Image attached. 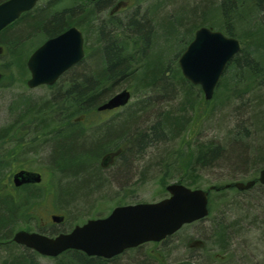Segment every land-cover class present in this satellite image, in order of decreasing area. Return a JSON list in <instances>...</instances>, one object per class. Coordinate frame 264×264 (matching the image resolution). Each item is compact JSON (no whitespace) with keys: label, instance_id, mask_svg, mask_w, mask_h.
<instances>
[{"label":"trees","instance_id":"1","mask_svg":"<svg viewBox=\"0 0 264 264\" xmlns=\"http://www.w3.org/2000/svg\"><path fill=\"white\" fill-rule=\"evenodd\" d=\"M111 1L39 0L31 10L0 31L1 88L11 85L2 82L8 77L5 73H9V81L12 72L28 78L26 60L32 50L47 37L71 25L83 31L85 49L84 57L57 81L40 85L49 90L45 95L37 99L25 92L2 95L0 181L6 177L13 161L35 167L29 159H46L39 164L57 181L53 190L46 191L47 198L56 207L60 204L63 208L62 201L67 206L77 207L88 202L94 193L101 197V190L112 186L113 181L119 184V173L121 178L129 171L134 172L135 180L144 182L147 152L146 155L157 159L158 184L163 194H167L168 178H176L178 183L190 187H200L197 171L233 166L253 171V186L264 188L257 180L264 165V0H217L213 4L212 0H202L193 5L191 0H146L144 26L133 19L130 26L121 23L109 11ZM164 13L168 15L162 20L158 18ZM200 26L220 30L241 43L210 100L204 99L198 85L182 76L177 63L178 56ZM175 43L179 48L168 60L167 49ZM123 81L128 82L125 87L130 88L133 95L144 96V103L125 109L123 113L115 111L105 118L93 119L92 116L99 115L97 106ZM156 91L171 102H167L161 114L156 110V119L144 127L137 120L150 106L148 92ZM225 108H232L234 117L222 137L192 142V125L199 123L204 115L209 118L226 112ZM240 111L243 112L241 116ZM173 143L177 144L174 150L167 149L169 160L161 154V148ZM115 151H118L115 163L102 166L100 157ZM232 183L208 184L205 189L214 186L209 190V206L212 194L234 189ZM36 194L37 199L42 197L41 193L30 190L24 198L33 200L30 196ZM128 194L125 190L122 197ZM11 198L6 192L0 203V253L7 252L0 264H41L36 251L11 238L17 229H34V222L38 220L37 207L31 203L20 204V200L14 202ZM261 198L264 200V196ZM125 203L131 202L116 204ZM234 203L224 202L230 206ZM230 206L225 205L224 213L221 210L212 212L216 215L210 214L213 209L210 207L205 218L233 216ZM76 221L80 223L81 218ZM222 233L218 230L220 242L225 239ZM223 249L221 245L206 254L210 255L211 262L220 264ZM148 254L135 264H151L147 260L156 257L149 251ZM51 259L54 264H115V258L88 256L73 249Z\"/></svg>","mask_w":264,"mask_h":264},{"label":"water","instance_id":"2","mask_svg":"<svg viewBox=\"0 0 264 264\" xmlns=\"http://www.w3.org/2000/svg\"><path fill=\"white\" fill-rule=\"evenodd\" d=\"M39 0H2L0 2V30L31 10ZM240 41L219 30L200 26L178 58V65L185 79L199 85L204 98L210 99L226 64L240 50ZM1 51V50H0ZM84 55L83 38L76 26L47 38L35 48L26 60L30 73L26 84L29 88L40 84H53L69 67ZM126 88L114 93L97 106V110L113 109L125 105L130 99ZM108 158L105 157L104 162ZM41 176L32 170H19L13 176L15 185L38 183ZM258 181L264 184V166ZM254 180L235 181L239 190L247 189ZM229 186V184H227ZM213 186L209 187L212 189ZM168 196L154 202L117 205L103 217L89 218L74 225L67 232L50 237L45 234L19 229L13 240L35 250L42 256L55 257L73 249L88 256L109 259L127 248L147 241H159L175 232L182 224L201 219L208 214V190L191 188L172 182L165 187ZM56 222L62 216H52Z\"/></svg>","mask_w":264,"mask_h":264},{"label":"rangeland","instance_id":"3","mask_svg":"<svg viewBox=\"0 0 264 264\" xmlns=\"http://www.w3.org/2000/svg\"><path fill=\"white\" fill-rule=\"evenodd\" d=\"M193 3H200L202 0H191ZM213 3H215L217 0H212ZM215 1V2H214ZM147 1L144 2V6L146 5ZM180 3V1H179ZM151 4V3H150ZM215 5V4H214ZM177 6V1H175V7ZM168 13H171L173 11V8L170 7L171 12L169 11V8H166ZM168 14L164 13L161 16H158V18H162ZM160 20V21H161ZM91 26V25H90ZM79 27V26H78ZM80 28V27H79ZM84 30H87L86 28ZM88 30H90V27H88ZM179 46L177 43L172 44L167 49L166 59L170 60L172 58L173 53L177 52ZM7 58V57H6ZM6 77H9V73H5ZM6 78L5 76H3ZM7 77V79H8ZM12 77L9 80H3L2 82L4 84H10V88H7L8 86H5L3 88L0 87V116L2 115V109H4L3 105L4 103L1 101L2 95L11 93V94H19L21 92H25V94L29 95L33 99H37L38 97H41L42 95H45L44 93H48L49 90L46 89L44 86H39L33 89H27L25 81L27 79L26 75H20L19 73L12 72ZM3 78V79H4ZM2 80V77H0V81ZM25 84V85H24ZM128 85V82L125 83L124 81L121 82L120 86L118 87L121 89L122 87H125ZM5 88V89H4ZM116 88V91L119 89ZM131 92V89L128 88ZM115 91V92H116ZM147 96L149 98L147 99L150 103V106L147 108L148 111L143 117L138 119L137 121L140 124H144V127L156 119L158 111H161L164 109L165 105H167L168 99L165 97L166 95H163L161 92L153 93L148 92ZM144 96H137V95H131V98L128 101V104L120 107L117 113L124 112L125 109L128 108H134L136 106L142 105L144 101L142 99ZM174 103V102H172ZM148 104V105H149ZM223 108V107H222ZM158 110V111H156ZM226 112H220L215 114L212 117H206L204 115L200 122H195L192 125V128L190 129V133H192V142L199 140H207V139H215L218 137H222V135L229 129L231 119L234 117L231 112L233 109L231 108H225ZM156 111V112H155ZM241 112V111H240ZM243 112L240 113V116ZM92 114V113H91ZM233 116V117H232ZM105 114L101 113L100 115L92 116L94 119H101L104 118ZM91 118V116H90ZM177 144L173 143L171 145H166L164 148H161L162 153L164 154V157H167V149L168 150H174ZM147 153V152H146ZM144 155V164L147 165V170L144 171V182H137L135 180L134 172L131 173V171L128 172L127 175L119 178L118 183L116 181H113L108 188L101 190L102 192L100 194L101 197H98L99 193H94L88 202L84 204H80L77 207H73L71 204L67 206V203L65 201H62L61 205H63V208H60L61 206H53L52 208V201L49 199V202L41 203L42 206L37 205V212L36 216L38 217V223L40 225H43L45 223L46 226H48L46 223L49 221V215L51 213H63L65 214L66 218L64 221V226L66 228H72L75 224L78 223L76 219L81 218V222L86 220L90 217H96V216H104L107 215L112 207L116 206L117 202L123 201V202H132V201H143V202H152L159 200L163 197H166L167 194H163L160 188V185L158 184V169H156L157 159L153 157L150 154ZM168 159L171 158L170 156L167 157ZM35 167L39 169L42 172L43 175V181H42V187L41 192L44 191V188L47 187L49 190L52 188L53 190V184L56 181V177H54L51 172L46 169V167L42 164H39V162H44L43 159L41 160L33 158ZM36 159V160H35ZM170 160V159H169ZM155 164V165H153ZM233 166L231 169H220V168H214V169H205L203 168L201 171H197L200 175V178L198 180V184L200 185V188H205L208 184H221L225 182H231V181H246L250 180L253 171L247 170L245 168L240 169L239 167ZM235 168V169H233ZM136 171V169H135ZM137 173V171H136ZM235 175V177H233ZM176 178H168V183L175 182ZM52 184H50V183ZM56 184V183H55ZM236 188H230L228 190H225L223 193H213L210 207L213 208L211 211V215H216L212 212H218V210H221L224 213V207L225 205L230 206L229 204H224V202H235L230 206V209L232 211L231 215L233 216H240L238 217L240 224L239 228L236 230V246H238V242L242 241L241 246L245 248V251L247 252H254L255 249H260L261 254V261L264 263V200L261 198V196H264V188L259 186H253L250 189L244 190V191H238L235 190ZM116 190H120L118 192H113ZM127 191L129 194L123 198L122 193L123 191ZM94 195H96L94 197ZM88 204L94 205V207L88 206ZM86 206V207H85ZM52 209H54L52 211ZM225 215V214H224ZM226 216V215H225ZM44 222V223H42ZM80 222V223H81ZM250 223H255L250 224ZM260 224L259 231H256V226ZM33 225V224H32ZM31 225V227H33ZM61 227V225H59ZM192 229H187L185 234H181V232L176 231L175 234L172 236L166 237V241L163 243H155L157 245H154L152 242H145L143 245H141L138 248L135 249H129L127 250L123 255H121L119 258H116L115 264H135L136 261L140 260L141 257H146L147 251H151L155 254V257L160 261L161 263L169 264L170 262H173V258L176 257V260H180L179 264H192L195 259H197V250H194L193 256H191L190 249L193 247V244L195 241L191 239V236L194 234V232H191ZM188 236V239L183 240L182 245H177L178 243V237ZM190 236V237H189ZM189 239L191 242H189ZM245 242V243H244ZM176 244V246H173ZM200 251V250H199ZM7 252L3 251L0 253V261L6 256ZM196 256V257H195ZM201 256V255H200ZM38 261L41 264H54V261L48 257V256H39ZM201 261V260H200ZM147 263L151 264H157V261L155 258H150L147 260Z\"/></svg>","mask_w":264,"mask_h":264},{"label":"flooded vegetation","instance_id":"4","mask_svg":"<svg viewBox=\"0 0 264 264\" xmlns=\"http://www.w3.org/2000/svg\"><path fill=\"white\" fill-rule=\"evenodd\" d=\"M145 1L146 0H112L110 2L109 11L116 18H119L122 21L121 23H126L129 25L133 19L135 22L142 23V25L144 26V2ZM82 36H83V42H84L83 31H82ZM102 112L105 114V117H106L111 112H115V109L104 110ZM111 153H114L115 156H112V158L109 157L106 162H104L103 157L107 155V153H104L100 157V163L102 166L106 167L108 165L115 163L118 151L111 152ZM29 161L34 162V159L33 158L32 160L29 159ZM19 170L36 171L41 175V181L38 183H24L21 185H15L13 181V176ZM42 181H43V175L39 169H37L36 167H31L29 165H23L21 164V162H18V161L17 162L13 161L11 163L10 170L7 173L6 177H3L0 181V203L3 202L2 199L4 198L7 192V194L12 197L11 199L14 202L17 200H20V204L31 203V206L34 205L37 207L38 204L42 206L41 204L42 202L43 203L49 202V199L47 198V195L45 194L48 188L45 187L44 191L41 192ZM30 190H33L34 192H37L39 194L41 193L42 197L44 198L42 200H41L42 197L37 199L36 198L37 194L30 196L32 199L34 198L33 199L34 202L36 201V203H32L33 200L24 198L27 191H30ZM52 208H53V202H52ZM53 210L54 209H52V211ZM53 215L62 216L63 219L59 222H56L52 218ZM49 218H50L49 221H47L46 223L48 226H46L44 222H42L44 223L43 225H40L38 221L36 220L34 222L33 230L39 233L45 234L47 236H50V237H53L59 234L60 232L69 231L68 228L64 226V221L66 218L65 214L51 213L49 215ZM239 224H240V221L238 218L236 219L235 216L222 215V216H215V217H210V218L207 217L205 219H201L199 221H195L191 223H185L182 226H180V228L177 231L181 232V234H185L187 229H192L191 232H194V234L191 236V239L195 241V243L193 244V247H191L189 252H191V256H193L194 250H197L198 251L197 253H199L201 256L197 254V259L194 260L196 262H193L192 264H214L209 259L210 255L206 253L214 252L217 248L219 249L221 245L224 247L223 249L224 252L223 254H221V258H223V261L220 264H264L261 261L260 249L259 250L255 249L254 252H247L245 251V248L241 246L242 241H239L238 246L235 247L236 239H237L236 235H240V234H235L236 230L239 228ZM250 224L255 225V223H250ZM59 225H61V227H59ZM259 229H260V224L256 226V231H259ZM218 230L223 231L222 235H225V239L222 242H220L221 236L218 234ZM174 234L175 233H173V235ZM177 239H178L177 245H182L183 240L188 239V236L185 235L183 237H178ZM165 241H166V238L159 240V241H151V242L154 243V245H157L161 242L164 243ZM189 242H191L190 239H189ZM143 244H140L136 247H132L129 249L138 248ZM173 246H176V244H174ZM26 248L29 250L31 249L28 247ZM129 249H125L120 254H117L111 258H115V259L119 258ZM146 255H149L148 251ZM155 259L158 260L157 258ZM173 260H174L172 262L173 264H179V261H180L179 259L176 260V257H175V259Z\"/></svg>","mask_w":264,"mask_h":264},{"label":"bare ground","instance_id":"5","mask_svg":"<svg viewBox=\"0 0 264 264\" xmlns=\"http://www.w3.org/2000/svg\"><path fill=\"white\" fill-rule=\"evenodd\" d=\"M211 4H213V2H212ZM114 93H115V92H114ZM114 93H113V94H114ZM113 94H111L109 97H111ZM109 97H108V98H109ZM235 217H236V219H237V218L240 217V216H235Z\"/></svg>","mask_w":264,"mask_h":264}]
</instances>
